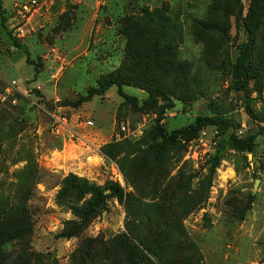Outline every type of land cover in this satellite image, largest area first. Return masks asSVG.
Wrapping results in <instances>:
<instances>
[{
	"label": "rangeland",
	"instance_id": "374dc122",
	"mask_svg": "<svg viewBox=\"0 0 264 264\" xmlns=\"http://www.w3.org/2000/svg\"><path fill=\"white\" fill-rule=\"evenodd\" d=\"M26 1L0 0V198L24 200L32 219V249L67 264L81 239L124 229V207L109 198L80 236L57 237L62 222L72 217L55 202L67 173L132 190L117 164L100 154L102 144L136 140L157 120L170 132L198 115L218 114L230 118L234 128L205 126L202 138L185 142L184 152L168 166L170 177L192 174L196 187L219 158L207 201L183 223L203 264H264V130L257 134L264 116V17L252 48L256 61L244 65L250 78L239 76L235 66L247 41L244 17L250 0H42L30 16H19L15 4ZM164 4L181 24L176 57L188 65L177 81L164 82L163 90L174 89L169 101L135 110L113 86L74 107L88 87L121 64L123 18ZM215 19L225 29L219 47L204 42L215 32L199 26ZM19 27L24 31H16ZM122 89L138 105L147 98L138 87ZM53 113L66 116V124L54 123ZM231 130L240 140L256 134L254 149L220 143Z\"/></svg>",
	"mask_w": 264,
	"mask_h": 264
},
{
	"label": "trees",
	"instance_id": "16d2710c",
	"mask_svg": "<svg viewBox=\"0 0 264 264\" xmlns=\"http://www.w3.org/2000/svg\"><path fill=\"white\" fill-rule=\"evenodd\" d=\"M235 1L240 4L239 0ZM263 17L264 0H250L244 17L247 41L241 44V57L235 65L241 77L250 78L248 67L256 61L251 57L252 48ZM217 20L199 22V26L215 32L214 36L208 33L204 42L219 47L225 29ZM123 34L126 43L121 64L101 76L95 86L88 87L84 95L72 102L74 107L94 96L104 95L113 86L123 101L129 102L135 110L155 109L160 99L169 101V93L173 94L174 89L163 90L164 82L168 79L177 81L188 72L187 63L179 62L176 57L181 24L172 19L165 5L124 17ZM26 62L30 63L28 58ZM245 64L249 66L245 67ZM124 85L145 90L147 98L138 105L135 98L123 92ZM259 120L263 121V126L257 134L264 130V116ZM207 125L225 130L234 128L228 117L198 115L187 126L170 132H166L157 120L136 140L123 138L102 144L100 154L117 164L131 191H125L111 180L98 184L73 172L62 177L55 202L65 207L72 217L62 222L57 237L80 236L104 209L109 198H116L125 212L124 229L120 233L81 239L67 264H203L201 251L190 239L183 221L207 201L219 158L214 159L211 171L196 187L191 184L192 174L184 179L181 175L170 177L168 166L173 158L184 152V143L195 139ZM255 138L256 134H252L240 140L231 130L228 135H222L219 142H227L239 151H252ZM21 198L15 196L11 203L0 198V205L4 203L0 207V264H59L55 258L47 259L48 253L32 249L31 214Z\"/></svg>",
	"mask_w": 264,
	"mask_h": 264
},
{
	"label": "built area",
	"instance_id": "2783aa9c",
	"mask_svg": "<svg viewBox=\"0 0 264 264\" xmlns=\"http://www.w3.org/2000/svg\"><path fill=\"white\" fill-rule=\"evenodd\" d=\"M40 1L42 0H28L25 3L22 4H15V6L17 7V12L19 16L25 17L26 15L30 16L31 12L33 10H35V7L38 6V4L40 3ZM16 31H20L23 32V28L19 27L16 28ZM9 87L6 88V91H8ZM54 123L60 124V125H65L67 122V117L63 116V115H55L54 113L51 115ZM120 129L122 131L125 130V125L121 124ZM206 129L203 127L200 131L198 136L195 138L196 140H200L202 138V136L205 134ZM194 139V140H195Z\"/></svg>",
	"mask_w": 264,
	"mask_h": 264
}]
</instances>
